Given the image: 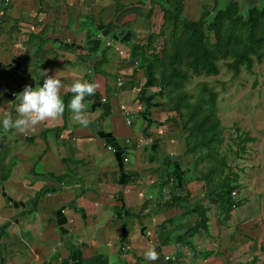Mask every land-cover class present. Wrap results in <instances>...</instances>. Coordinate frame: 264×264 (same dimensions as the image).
Returning <instances> with one entry per match:
<instances>
[{
    "label": "crops",
    "instance_id": "obj_1",
    "mask_svg": "<svg viewBox=\"0 0 264 264\" xmlns=\"http://www.w3.org/2000/svg\"><path fill=\"white\" fill-rule=\"evenodd\" d=\"M28 1L32 2L31 0H25V3ZM16 2L18 4L21 3L20 0ZM35 2L38 4V11L36 10L37 13L34 14L33 18L36 19L35 21L37 22V25L40 22L45 25H54L53 23L57 19H59L61 23L59 34H49L48 42L45 44L42 51V56L40 55V60L45 61L47 64L45 65V68L37 70L38 86L35 88L34 92L39 93L41 98L50 100L51 104L53 101L56 102V100L63 99L68 93H72L73 96H71L70 102L66 107V114L69 116L67 121L70 120L75 126L83 121H91L101 114V112L98 111L99 114L97 116L91 118L90 115L89 118H83V110H85L86 105L88 107L90 104L91 106L94 104L93 101L95 100V97L93 93H86L87 95H80V93L90 89L92 83L94 91L101 95V102H103L104 99L107 101V98H109L107 87L110 86L112 88V93L110 94V99L108 101L112 103L113 116L108 120H110L112 125L111 129L105 130L104 124L103 130L113 133V136L117 139L119 144L127 150V146L130 145V143L128 139H123L125 138V135L120 132L118 119L114 116L115 105L119 107L122 116H124V112L121 110V105H126L125 101L129 100V97L130 100L133 101V94L139 96L141 89L147 81L146 74L143 70H140L139 61L133 60V64L130 63L131 60L129 62L125 60L124 62L119 63L117 70H110L105 67V73H103L106 75V78H103L101 75V77L99 76L98 81L91 80V82L89 81V68L92 67L91 61L95 60V58L98 60V56L94 55L97 52H93L94 54H87L86 48H84L85 44L82 42L86 41L85 38L87 36L86 32L81 29L83 28V25H85L84 20H87V18L98 20L101 15L104 22H109L116 8L114 2L111 0H97L91 3L81 2V6H84L85 9L87 8L86 11L81 9V14L76 13L72 7L73 4H78V0H35ZM103 8H106V10L100 14ZM139 9L143 8L132 6L128 9H124L123 15L118 22L126 17V20L130 21L131 26L133 21H138L140 19L136 15L137 12L142 11ZM105 13L108 14V18ZM147 15L151 19L153 14L149 13ZM17 16L18 15L15 14V17ZM25 16L28 15L24 14L21 19H25ZM42 29L43 27L38 30L33 29V31L34 33H39ZM22 31L29 32L25 29H22ZM137 33L139 34V32ZM26 39L27 36L22 42ZM53 40H60V42L53 44ZM126 44L128 45V43ZM6 46L9 49L11 48L9 45H5V47ZM112 47H115L114 52L115 50L119 51L120 54H123V57H126L127 60H129L130 48L128 46L120 47L119 45H113ZM52 54H54L55 57H52ZM78 56H84L83 61L77 60ZM31 60H34V58H30V62H28L27 67L25 68L28 70L31 69L29 71H32ZM111 73L116 74L114 82L109 81L108 74L110 75ZM27 79L29 81L32 80L33 75H28ZM119 80L123 81L122 86H119ZM125 86L128 87L125 90H122ZM151 90L150 93L155 92L156 87ZM92 94L93 97L91 96V99L88 98L89 95ZM83 96H87L85 107H81L83 100H80V98ZM159 102V107L151 109L148 116L144 115L147 124L150 126H157V128H155L157 130H159V127L160 130L166 131L169 129L178 130L176 124L177 118H175L174 112L170 111L171 106L167 99H160ZM161 104L162 107H160ZM144 107H139V110L135 109V112L140 113L144 111ZM27 109L28 111L26 112V115H28L25 118L26 123L24 130L27 132L29 131V133L36 134L41 128L53 131L54 128L64 124L62 116L53 114L48 106H42L39 110L35 111L34 103L29 102ZM58 109L60 110V108ZM128 115L130 114L125 116ZM174 118L175 120H173ZM150 120H152V122H150ZM163 121L165 122L164 125L162 124ZM126 125L132 126V123L128 125L126 121ZM106 127L108 128V125H106ZM88 129L89 128L75 127L74 140L71 141L66 138L67 132H63L56 140L48 135L46 141H42L41 139L38 140L39 147L37 150L38 154H40V160L43 163V173L47 175V178H44L45 180L37 185L38 187L39 185L54 183L51 176H54L61 181L65 177L70 176L76 181L75 187L64 189L59 193L52 192L50 195L43 198V202H45L47 206L49 205L48 215H50L52 209L61 206L68 201H72L70 204L73 203V206L75 205L77 208L84 210L85 213L82 214L75 208H68L64 214L68 217V223L65 228L69 230V233H79L81 230H84L86 233L83 234L84 236L80 237V239L77 238V241L81 240L88 246L91 245L98 249L96 251L97 253L94 254V252L85 248L83 250L85 257H94L96 261L95 264H120L121 261L119 255L116 253V244L121 233L124 234V229H127L130 243L132 244V247L136 249L135 257L132 255H126L129 264H166V262H163L162 256L165 255V259L168 258V261L175 257L177 253L176 244L179 242L174 243L173 239L179 237L186 238L182 235L189 230L192 232V229L189 228L195 226L199 216V212L194 210V206L203 205L209 207L207 216L209 219V230H212L211 239L204 229L201 227L197 228L195 240L197 243H195L196 249L195 246H193L194 249L192 251L186 246V244L181 243L183 258H181L180 263H177L176 261L173 262V264H184L183 262H185V264H212L213 261L218 264H227L229 259L231 260L230 264L238 263L237 258H233V255L241 257L239 247H237V244L235 243V236H233V227L237 224L236 227L240 230L250 228H248V224L242 220H234V218L237 217L233 214L235 209L228 215L221 214L219 207L214 204L208 196H206V186L204 181H193L185 188L184 195L187 196V202L183 204V206L164 211L163 213L151 214L157 209V207L161 206L157 204L156 200L158 197L157 195L155 197L156 192L154 194L152 192L151 194V188L158 183L161 184L158 180L161 176L157 173L159 170H164L165 165L161 159L166 163V159L169 156L184 154L183 148L181 150L182 142L177 140L178 138H173L172 148L169 147L170 145L167 146L169 144L167 140L163 143L161 140L159 144L163 145L162 147L159 145L161 149L159 151L160 153H158L161 162L159 161L160 164H150L148 157L150 155V145L152 149V142L146 137L150 144L137 146L138 160L136 164H132L133 167L127 169L126 164L130 161H124L126 173L128 175L130 173L138 174L139 179L136 180L135 177H132L131 182L127 185L125 184L124 195L120 196L118 189L120 179L118 181L117 176L120 174L121 178V172L118 167V162L116 158L115 161H108L103 156V153L106 152V150L110 152V150L113 149L106 144L104 139L98 137L97 133L94 131L89 132ZM146 132L150 133L149 131ZM120 137L123 138L121 139ZM57 148L59 151H57ZM21 149L25 153V156L23 157L25 159L27 158L25 160L27 162L23 163L25 167L24 171L28 173L31 163L35 161V159L31 158L34 145L24 144ZM178 150H181V152L176 154V151L178 152ZM69 158L73 161L67 163V161L70 160ZM162 191L165 193L163 199L167 200L171 197V192L168 187L165 189L163 188ZM120 205H122L126 211L128 210L131 213V216L124 219L121 218L123 221L116 218V208H119ZM257 209L259 208L257 207ZM40 211L41 209L39 212ZM257 211L260 213V215H258V224H260L261 228H251L249 231L253 237L259 239L258 237H260L261 231L264 228L263 223L260 222V218L264 216V213L262 212V209ZM135 215L139 216L137 217ZM169 220H171V222L177 220L179 224L171 225L170 222H168ZM38 221L40 222L38 214H34L31 216L29 223L24 226L29 231L26 234L25 242L28 246L24 245L26 250L22 249V245L17 242L11 244L13 250L11 264H24L25 256H22L24 253H27L26 258H31L28 260V264H43V261H45L48 255L51 254V248L58 242L59 233L53 229L52 225L44 222L39 223ZM121 222L122 225L124 223L128 224V227L123 228L121 225V228H118L117 223ZM217 236H219L218 250L215 248L210 250V247L212 246L211 243L213 242L212 238ZM112 239L114 240L113 242L111 241ZM260 244L261 243L259 242V247ZM28 247H30V249ZM245 249H248L247 246ZM30 250H32V252ZM222 250H224L225 253H222ZM258 250L259 249H257V254L261 255ZM159 252H162V256L156 254ZM170 252L172 254L168 255ZM210 253L213 255L209 257ZM31 254L34 257H32ZM185 254L187 258L184 257ZM68 255L69 252L63 248L62 259H66ZM188 256H193L194 261L191 262V257L188 258ZM132 258H134V260Z\"/></svg>",
    "mask_w": 264,
    "mask_h": 264
},
{
    "label": "trees",
    "instance_id": "obj_2",
    "mask_svg": "<svg viewBox=\"0 0 264 264\" xmlns=\"http://www.w3.org/2000/svg\"><path fill=\"white\" fill-rule=\"evenodd\" d=\"M7 1L10 0H3L0 10H7ZM185 2L186 0L152 2L153 8L156 3L160 7L163 24L159 32L147 37V42L143 43L142 47L153 61L152 87L163 90L161 97L167 99L171 106L170 111L179 117L185 135V153L182 159L187 156L193 158V167L181 170L184 173V176H181V187L178 186L174 173L168 174L166 179L165 176L159 177L160 185L164 189L166 187L170 189L171 197L152 213L158 214L183 206L187 202V196L184 195L185 187L193 181H204L206 196L219 207L221 214L228 215L234 206L237 208L241 205V201L233 197V192L237 189V180L232 178L235 159L230 161L227 155L220 153L224 138L222 122L218 116L219 92L208 83H200L196 93L191 94L187 90V85L193 75H218L220 63H224L233 73V79L240 77L243 70L251 73L255 65L264 63V8L256 7L244 14L240 2L233 1L224 9H218L216 0L212 7H204L199 20L193 21L184 17ZM214 12H217V16L213 23H209L206 18ZM1 23H14L17 28L20 21L3 13ZM58 26L57 21L53 26L45 25L40 33H31L24 41L26 56L37 55L48 42L49 34L57 33ZM4 34V29L0 27V40ZM157 44L160 45V49ZM107 50L96 65L97 71L106 62ZM77 59L83 61L84 56H78ZM107 92L108 101L112 93L110 86L107 87ZM86 93H93L98 101L101 100V95L94 91L92 83L91 88L80 95ZM71 96L73 94L68 93L63 99L56 100L52 108L54 110L61 108L60 111L66 114ZM138 98L140 99V94ZM147 113L143 115L148 116ZM125 158L126 156H123V161ZM172 159L182 164L181 157ZM148 161L150 164L160 161L157 151L149 155ZM207 164L209 166L206 169L199 168L200 165ZM164 165L166 170L170 167L175 169L171 163ZM188 174V181H185ZM132 177L139 179L138 174L130 173L126 185L131 182ZM178 189L181 192L176 195ZM195 210L199 212V216L188 237L196 234L195 230L199 227L209 232L207 216L209 207L196 205ZM186 239L187 237H179L175 242L186 243ZM180 259L181 257L176 261L180 263ZM65 264H68V261Z\"/></svg>",
    "mask_w": 264,
    "mask_h": 264
},
{
    "label": "rangeland",
    "instance_id": "obj_3",
    "mask_svg": "<svg viewBox=\"0 0 264 264\" xmlns=\"http://www.w3.org/2000/svg\"><path fill=\"white\" fill-rule=\"evenodd\" d=\"M18 1V0H16ZM15 0H10V4L7 7V10L1 9L0 10V27L4 29L5 34L2 36V40L0 41V48H4L5 45L11 46L13 49V52L8 53V57H3L2 55H5L4 50L1 53V58L0 56V72L4 75L11 74L14 75V77L17 79V81H20L22 84V80H19L17 72L14 70V68H10L6 63L9 62L11 59L12 55L15 57L16 60L20 61L22 60L23 56L22 54L24 53V49L22 46V40L28 38V33L33 31V29L38 30L41 29L42 27L45 26L44 23H39L38 25L36 24L37 22L35 21L36 19L33 18L34 14L37 13V8L38 4L35 2V0H31L32 2L28 1L25 3V0H20L21 3H17ZM89 3L92 2V0H87ZM97 1V0H94ZM112 1V0H111ZM129 0H126V3ZM235 1V0H234ZM232 0H217L218 4V9H223L225 8ZM121 4V3H120ZM125 4V3H124ZM123 4V5H124ZM214 4H216V0H186L185 2V11H184V17L189 19V20H199L202 17L203 9L205 6H210L212 7ZM117 6V5H116ZM75 11L76 13L81 14V9L84 8V6H77L75 5ZM16 8V9H15ZM116 7V11H117ZM37 10V11H36ZM85 11L87 10L84 9ZM106 8H103L101 11V14L105 12ZM142 10V11H139ZM137 12L138 18H140L138 21H133L131 23V26L135 31L139 32L141 42L146 44L147 42V37L154 33V32H159L161 25L163 24L162 21V11L160 8H157V12L153 13L152 18L150 19L148 14V9H139ZM244 10V9H243ZM242 12L245 14V10ZM115 11V13H116ZM3 13H6V15H13L17 14L19 18H15L20 21V24H18V28L20 29H14V32H11V26L8 23H1V19L3 16ZM25 16V19H21L23 16ZM131 18V17H130ZM58 21V20H56ZM85 25L89 23V20H84ZM56 22L53 24L55 25ZM135 24V27H134ZM50 26H53L52 24H49ZM98 24L96 25H91L89 24L85 28V32L88 33L90 32L92 35V40H95L96 36L97 38L101 37V40L105 42V38L102 37L101 32L98 30ZM39 26V27H38ZM16 28V27H15ZM56 28V27H55ZM22 29L28 30L29 32H23ZM84 29V27H83ZM10 32V33H9ZM34 33V31H33ZM58 34V27H57V33L54 35ZM89 36V34H88ZM12 38V40H11ZM10 40V41H9ZM14 40V43L12 41ZM88 40V39H87ZM98 40V39H97ZM84 44H86V49L87 48H92V50H96L99 48L98 51H95L94 55L98 56L95 58V60H92V67L89 68V76H90V81L95 80L98 81L99 76H103V78H106V75L104 74V68L106 67L107 69L109 68L110 70H117L118 65L120 62L130 61V63L134 64V61L130 58L127 60L126 57H123V54H120L119 51L114 52L113 47L110 49H106L104 43L101 44L100 46H94L92 43L88 41H82ZM162 42V41H159ZM81 43V41H80ZM128 46V45H126ZM158 49H160V45H158ZM129 47V46H128ZM87 49V54L89 51L92 50ZM1 50V49H0ZM107 50L105 54V64L99 68V70H96V65L101 61L102 55L104 54V51ZM39 54L42 56V52L39 51ZM52 57H55L54 54H52ZM95 57V56H94ZM115 57V58H114ZM50 59V58H49ZM92 59V58H91ZM52 60V58H51ZM78 60V59H77ZM34 61V64H33ZM140 65L142 64L139 62ZM31 68L32 70H36V65H37V59L31 60ZM41 67L45 68V65L47 64L45 61L40 60ZM31 70V69H29ZM104 72V73H103ZM0 74V83L2 87H6L7 83L10 81L12 83V80H9V76H3ZM104 74V75H103ZM28 75H33L34 78L37 80V72L31 73L30 71L28 72ZM23 76V75H22ZM109 76V81H115V76L116 74H108ZM25 77V76H23ZM92 82V81H91ZM200 83H208L212 88L217 90L219 92V101H218V116L222 122V127H223V138L224 142L222 144V147L220 149L221 155L228 156L229 160L232 161L235 159L233 162V179L237 180V196L236 200L241 201V205L233 211L234 216H237L234 218L235 219H240L243 222L248 224V228H261L260 224H258V215L260 213L257 210H261L264 213V63L261 65H255L253 72L248 73L247 71L243 70L241 73L240 77L237 79H233V73L230 72L227 67L225 66L224 63H220V72L216 76H191L190 82L187 85V90L191 94H195L197 90V86ZM128 86H125L122 88V90H125ZM159 88H156V91H159ZM152 91V90H151ZM11 92L12 88H11ZM162 95V94H161ZM159 95V100L164 99ZM133 101L126 100V105L130 109V115L128 116H122L121 111L119 110V107L115 105V110H114V116L118 119V125L120 127V132L125 135V138L120 137L121 139L123 138L124 140L128 139L130 145H128V149L125 151V154L123 156H128L129 161L126 164V168H132V164H136L138 157H137V146L142 145V144H150L148 142V139L146 138V131H148L152 134L157 135L159 138H161L162 143L167 140L170 148L173 147L172 145V140L173 138H178L180 142H182L181 150L183 148V152L185 153V140H184V133L182 131L181 123L179 120V117L176 116V113H174L176 120V124L178 126V130H173L169 129L168 131L166 130H160V127L158 128L159 130L155 129L157 126H150L147 124L143 112H135V109L139 110L138 108L141 106L144 107V103L142 102L141 99L138 98L135 94H133ZM0 99H3V102H7L8 100L3 98V94L0 93ZM54 102V101H53ZM54 104V103H53ZM2 108H6L7 104H4V106L0 105ZM49 107V106H48ZM162 107V104L161 106ZM145 108V107H144ZM61 109V108H60ZM97 110L94 113L91 114V118L94 116H97L99 114ZM4 112V111H3ZM0 111V121L3 120L4 115ZM90 114H85L84 112V117L83 118H89ZM67 120H68V115ZM81 118V119H83ZM80 120V119H79ZM130 121L132 123V126H127L126 121ZM70 122V120H69ZM35 123V122H34ZM156 123V122H154ZM105 130L106 129H111V122L110 120L106 119V123H104ZM162 124L164 125L165 122L163 121ZM108 125V128L106 127ZM87 129V128H86ZM89 132H93L92 129H88ZM163 131V132H162ZM172 137V139H171ZM141 141V142H140ZM140 143V144H139ZM161 143V144H162ZM160 145V144H159ZM163 145V144H162ZM162 145H160L162 147ZM159 146V147H160ZM157 151V157L158 153H160V149ZM10 148L8 146L5 147L3 150V158L10 152ZM98 150V149H97ZM150 154L152 151L151 145L149 147ZM181 150H178L177 153H180ZM104 157L108 161H115V156L113 150H106V152L103 153ZM184 154H177L174 156H180L181 157V167L186 169L189 166H192L193 158L191 156L184 157L182 159ZM171 156V159L172 157ZM170 157V156H169ZM168 157V158H169ZM168 158L166 160H168ZM168 160L169 163L172 161ZM165 160V161H166ZM161 161L164 163V161L161 159ZM159 164V162L157 161ZM40 166V165H39ZM209 164L207 165H200L199 168H207ZM170 167V166H168ZM169 169V170H168ZM167 170H159L157 171L158 175L163 177L165 176V179L167 178L168 174H173L174 170L173 167L168 168ZM38 171L42 172L43 168L40 167L38 168ZM37 171V172H38ZM169 172V173H168ZM189 174L185 176V181H188ZM117 179L119 181L120 179V174H118ZM159 180V179H158ZM141 181V180H140ZM144 181V179H143ZM160 182V180H159ZM177 183V180H176ZM187 187V186H186ZM185 187V188H186ZM163 188L162 186L158 183L156 186L151 188V194L155 193V197L157 195L158 199L157 204L162 205L165 201L163 199V196L165 193H163ZM47 203V202H46ZM49 206V205H48ZM47 206V207H48ZM259 209H257V207ZM76 208V207H75ZM70 209V208H69ZM75 210V209H74ZM78 210V209H77ZM116 218L124 219L126 218L127 214L125 209L123 208L122 205H120L119 208H116ZM163 213V212H159ZM121 215V217H120ZM117 219V220H118ZM116 220V221H117ZM119 220V221H120ZM260 222L263 223L264 226V216L260 218ZM123 221V220H121ZM168 223V222H167ZM171 225H177L179 222L177 220L170 222ZM118 228H121L122 222L117 223ZM123 227H128V224L124 223L122 225ZM237 224L233 227V236H235V243L237 244V247H239L240 251V256L238 257L236 255H233V258H237L238 263L237 264H264V228L261 231L259 239H256L253 237V235L250 233V229H244L240 230L237 227ZM43 229V228H40ZM192 229V228H189ZM197 232V230H195ZM86 232L84 230H81L79 233L76 232H71L68 234V242L70 241H75L77 242V238L80 239V237L84 236ZM91 233V232H90ZM208 236L212 235V230H209V232H206ZM235 233V235H234ZM90 238V235H89ZM219 236L212 238L213 242L211 243L212 246L210 247V250L215 248L218 250L219 247ZM89 240V239H88ZM196 234L191 235L187 237L186 239V246H188L189 249L193 251L195 246L196 249ZM112 242L114 241L113 239L111 240ZM176 239H173V242L175 243ZM257 241V242H255ZM88 242V241H87ZM259 242L260 247H259ZM190 243V245H189ZM196 243V244H195ZM247 246L248 249H245ZM255 247V255L251 257V252H252V247ZM257 246V247H256ZM257 249L258 252L261 255L257 254ZM91 252L97 253L96 251L98 249L91 247L89 249ZM160 251V250H158ZM222 253H225L224 250H222ZM158 256L162 254V252L156 253ZM172 253L170 252L168 255H171ZM207 254V253H205ZM213 255L210 253L209 257ZM162 256V255H161ZM185 258L186 254L184 255ZM191 256H188L190 258ZM163 262L166 264L168 263V258L165 259V255L162 256ZM183 258V257H181ZM231 258V257H230ZM181 260V259H180ZM191 262L194 261V257L192 256L190 258ZM230 259L227 262V264H230ZM234 261V260H233ZM185 264V262H183ZM215 262L213 261L212 264ZM236 263V262H234ZM54 264H61L60 260L57 259ZM218 264V263H215Z\"/></svg>",
    "mask_w": 264,
    "mask_h": 264
},
{
    "label": "flooded vegetation",
    "instance_id": "obj_4",
    "mask_svg": "<svg viewBox=\"0 0 264 264\" xmlns=\"http://www.w3.org/2000/svg\"><path fill=\"white\" fill-rule=\"evenodd\" d=\"M93 1L94 0H92V2ZM112 1L114 2L115 6L117 5L116 7H118V8H117V11L115 8L114 14L110 18L111 20L109 22H104L101 15L99 16L98 20H95L94 18H92V19L87 18L89 20V23L83 26L84 29L89 24H91V25L98 24L97 25L98 27L100 25H103L105 27V29L109 30L111 33H114V34L118 33L119 31H122L124 29H132V27L130 26V21L126 20V17H124L123 19H121L120 22H118V20L123 15V10L128 9L132 6L133 7L136 6L139 8H145L147 6V0H129L127 3H126V0H112ZM81 2L89 3L87 0H78L77 6L78 5L80 6ZM151 2H155V0H151ZM9 4H10V2L6 3L7 7L9 6ZM75 5L76 4L72 5L73 9H75V7H74ZM158 7L159 6L156 3L153 10L150 13L151 14L156 13ZM82 9H85V8H82ZM115 11H116V13H115ZM80 12H82V11H80ZM130 15H132V14H130ZM10 17L16 18L15 16H12V15ZM106 17L107 18L109 17L108 14H106ZM57 20L59 22V26H58V34H59L61 22L59 19H57ZM55 22H57V21H55ZM9 25H11V29H12L11 32H14V29H20L18 27L15 28L14 23H11ZM118 27H120V29ZM82 31L85 32L86 30H82ZM100 32H102V31H100ZM31 33H33V32H29L28 36ZM86 34H87V36L85 39H86V41H88L87 39H88V34H89V37H90L89 42H90L93 39L92 35L90 32H88ZM139 36H140V34H139ZM97 39L100 40L102 42V44L104 43L105 47L107 46L106 49H110L113 45H119L120 47L127 45V44L123 45V44L113 40V38L108 41L107 45H106V41H107L106 38L104 40L105 42H103V40H101V37L97 38V36H96L95 40H97ZM1 40H2V38H1ZM11 40H12V38H11ZM53 42H54L53 44H57L60 42V40H57V41L53 40ZM12 43H14V40L12 41ZM141 43L143 44V42H141ZM22 46L24 49L23 50L24 53L22 54L23 59L18 61L12 55L9 62L6 63V65H8L10 68H14V70L19 75L18 76L19 80H22V84L20 83V81H17V79L14 77V75H11V74L4 75L0 72V74H2L3 76H9V80H12V83L9 81L7 83L6 87L0 88V93L3 94V98L8 100L7 102L4 103L3 99H0V105L4 106V104H7L6 108L0 107V111H2V112L4 111L2 113V115H4V118L2 121H0V147L2 146V148H0V264H11L12 256H13V250H12V246H11L12 243L17 242L20 245H22V249L26 250L24 245H27V244H25L26 234L29 231L24 226L27 223H29L31 216L34 214H36V215L38 214V216L40 218V222L38 221L39 223L44 222L46 224L52 225L53 229L57 233H59L57 244L51 248L52 252L50 255H48L46 260L43 261V264H53L57 259L60 260L61 264H65L66 261H68V264H77L78 259L76 262L72 261V255L74 253V250H71L70 247L73 244L81 245V248H80L81 264H95L96 261H95L94 257H92V256L85 257L84 253H83V250L85 248H87L89 250L92 247L91 245L88 246L85 242H83L81 240H78L77 242H75V241L68 242L67 236L70 233L63 235L59 231V226H58V219L59 218L57 217L58 210L64 209V213H65L66 209L76 207L75 209H78V211L82 214L85 213L84 210H82L81 208H77V206H75V205L73 206V203L70 204V202H72V201H68L67 203H65L63 205L52 209L50 215H48L47 213H48L49 208L47 207V204H45V202H43V198L47 195H50L52 192L53 193H59V192L63 191L64 189L75 187L76 181L70 176L65 177L64 179H62V181L57 179L54 176H51V179H53L54 183L48 184V185H46V184L39 185V187L37 186L38 184H40L42 181L45 180L44 178H47V175L45 173H43V171L42 172L38 171V168L42 167V164H43L40 160V154H38V152H37L38 147H39L38 140L41 139L42 141H46L48 135H50L53 139L56 140L58 137L61 136V134L63 132H67L66 138H68L69 141L74 140L75 127H74L73 123L67 121V116H65L67 114H63L59 109L54 110L52 108L53 103L55 104V102H52L51 106H49V108L51 109V112L53 114H56V115H61L63 120H64V124L62 126H58V127L54 128L53 131H50L49 129H46V128H41V130H38L36 134L31 133V132L29 133V131L27 132L24 130L25 123H26L25 118L28 115V114L26 115V112L28 111V109H27L28 103L29 102L34 103V110L35 111L39 110L42 106H48V105L45 104L47 100L41 98L40 97L41 95H39V93L34 92L35 88L38 86L37 85L38 84V77L36 80L33 76V79L29 81L27 79L29 70L25 69L27 67L28 62H30V58L37 59L36 70L30 71L31 73H35L40 68H43V67H41V64H40V54L38 53L37 55H31V56L27 57L26 56V50L24 48V41L22 42ZM128 46H129V48H131V43H128ZM85 47H86V44H85L84 48ZM0 49H1L0 50V56H1L2 51L4 50L5 55H2V56L5 58L8 57L9 52L13 51L12 48L9 49L7 46L6 47L4 46V48H0ZM43 49H44V47L42 48V50L40 52H42ZM87 49L89 50L90 48H87ZM87 49H86V51H87ZM113 49H115V47H113ZM89 54H94V53L92 51H89ZM2 56H1V58H3ZM99 57L101 58V56H99ZM33 64H34V61H33ZM22 75L25 77H23ZM11 88H12L13 92H11ZM155 92H158V91H155ZM155 92H153V93H155ZM84 95H87V94H84ZM39 98H41V100L44 102V104L42 106H38L37 102L35 100H33V99H39ZM93 102H94V104L100 103L101 100L98 101L95 98V100ZM157 102L160 103L159 97L157 99ZM38 107H40V108H38ZM153 108H155V107H152L151 109H153ZM151 109L147 110L148 113L147 112L146 113L149 114ZM145 110H146V105H145L144 111H142V112L145 113ZM84 111L86 112L85 114H87V113L90 114L91 113V104L88 107L86 105ZM68 118H69V116H68ZM103 126L100 127V130H103ZM28 138H30V139L33 138V140H30ZM24 144L34 145V150L31 153L32 154L31 158L35 159V161L31 163L28 173L24 171L25 167L23 164L24 162H27V161H25L27 158L25 159L23 157V156H25V153L21 149V147H23ZM6 146H8L11 150L3 158V152H4L3 150L5 149ZM58 148H59V146H58ZM58 148H57V151H59ZM157 151H158V149H157ZM154 153H155V151L151 152V154H154ZM124 154H125V152H124ZM176 157H180V156H174V158H176ZM158 158H159V156H158ZM170 158H171V156H170ZM170 158H168V160H170ZM69 159L70 160H68L67 163L73 161L71 158H69ZM168 160L166 161V163H163V164H169ZM171 161H172L171 164L174 165L175 159H172ZM179 165L181 166V164H179ZM182 169H184V168L181 167V170ZM181 170H180V172L182 173V177H183L184 173ZM47 189L50 190V193L44 195L43 193ZM184 194H185V191H184ZM33 199H35V200H33ZM27 202H29V203H27ZM15 203H18V204L19 203H27V204L25 206L16 207ZM44 204H45V206H44ZM40 209H41V211L39 212ZM194 210H195V206H194ZM126 213H127L126 217L131 216L130 211L127 210ZM151 214H153V213H151ZM64 215L66 216V214H64ZM135 216L138 217L139 215H135ZM66 218L68 221L67 216H66ZM123 228H127V227H123ZM65 229H67V228H65ZM122 232H123V229H122ZM125 232L127 234V238H126L125 242L123 243L124 244L123 249L121 250V244H122L121 238L123 236V233H121V235L118 239V242L116 244V247H117L116 253L119 255V258L121 261L120 264H129L126 255H132L133 257L136 256V251H135L136 249H134L132 247V244L130 243V237H129L128 230L126 229ZM183 244H185V243H183ZM28 248L30 249V247H28ZM63 248H65L69 252V255L66 259H62L63 258L62 257V249ZM30 251L32 252V250H30ZM76 251H78V250H76ZM26 254L25 253L22 254V256H25L24 264H28V260L31 259L30 257L26 258ZM32 257H34V256L32 255ZM76 257H78V253H77ZM52 258H54V260ZM132 259L134 260V258H132ZM33 260H35V259H33Z\"/></svg>",
    "mask_w": 264,
    "mask_h": 264
},
{
    "label": "water",
    "instance_id": "obj_5",
    "mask_svg": "<svg viewBox=\"0 0 264 264\" xmlns=\"http://www.w3.org/2000/svg\"><path fill=\"white\" fill-rule=\"evenodd\" d=\"M233 1L234 0H232V2ZM235 1L240 2L242 10L244 9L245 13L248 10L254 9L256 7L264 8V0H235ZM0 5L1 6L3 5V0L0 1ZM143 9H148V11H147L148 14L153 10L151 0H147V6ZM216 16H217V12H214L213 14L209 15L206 18V21H208L209 23H213ZM118 28L120 29V27H118ZM98 30L102 31L101 32L102 37L107 39L106 45H107L108 41L111 40L112 38H113V40H115V41H117L123 45L126 43H131L130 57L132 60H137V61L142 63L140 65V70H143L146 74V77H147V81H146L145 85L143 86V88L141 89V92H140V99L146 105L145 113L148 112L147 110L151 109L152 107H158L159 103L157 102V99H158L159 95H161L163 93V90L161 89L158 92L150 93V90L153 88L152 87L153 61H152V58L146 52H144L142 50L143 46H142L141 38H140L139 34L134 29H124V30L119 31L118 33L114 34V33H111L109 30L105 29V27L103 25H100L98 27ZM89 39H90V37L88 36V40ZM90 43H92L94 46H97V45L100 46L102 44V42L100 40H91ZM98 49L99 48H97L96 50H92V48H91L90 50H92V52H95ZM91 96L93 97V94L89 95L88 98L91 99L92 98ZM86 97L87 96H83L80 98V100H83L81 107H85L86 102H87ZM33 100H35L37 102L38 106H42L44 104V102L41 99L40 100L39 99H33ZM45 104L48 106H51V101L47 100ZM97 110H99L101 112V114L98 117H95L91 121H83V122L75 125L74 127L92 129L95 133H97L98 137H100L101 139H104L106 144L109 145L110 148L114 150V156L118 162V167H119V170L121 172V178H120L119 185H118L119 195L123 196L124 190H125L126 180L129 177V175L125 171V165L123 162V155L125 152V147H123L122 145L119 144L117 139L113 136V133L106 132L104 130H100V127L104 125V122L106 121V119H109L113 116L112 103L110 101H105V102L93 104L91 106V113H94ZM150 122H152V120H150ZM147 131H148V129H147ZM146 137L148 139H150L152 142V150L157 151V149L159 148V143L161 142V139L157 135L152 134V133H148V132L146 133ZM28 139H30V138H28ZM30 140H33V138H31ZM0 148H2V146ZM174 167H175L174 175L176 176V179L178 180V186L181 187L182 186V178H181L182 173L178 174V172H180V170H181V166L177 163L176 160L174 162ZM180 192H181V190L178 189V191L176 192V195H179ZM48 193H50V190L47 189L43 194L46 195ZM33 200H35V199H33ZM27 203H29V202H27ZM27 203H19V204L15 203V205H16V207L25 206ZM57 217L59 218L58 219L59 231L63 235L68 234L69 230L65 229V226L67 225L68 221H67L66 216L64 215V209L58 210ZM120 217H121V215H120ZM125 231H126V229H124V234L121 238V243H122L121 244V250L123 249V247H124L123 243L125 242V240L127 238V234ZM190 232H191V230L185 232L182 236L187 237ZM80 248H81V245H76V244H73L70 247L71 250H74V253L72 255V261L76 262L78 259L77 264H81ZM251 249H252V252H251L252 256L251 257H253L255 255V252H254L255 247L253 246ZM76 250H78V251H76ZM176 250H177V253H176L175 257L173 259H170L167 264H173V262H176V260L179 257L183 256L181 243L176 244ZM77 253H78V257H76ZM52 259L54 260V258H52Z\"/></svg>",
    "mask_w": 264,
    "mask_h": 264
},
{
    "label": "built area",
    "instance_id": "obj_6",
    "mask_svg": "<svg viewBox=\"0 0 264 264\" xmlns=\"http://www.w3.org/2000/svg\"><path fill=\"white\" fill-rule=\"evenodd\" d=\"M7 3H9V1H7ZM122 82H123L122 80H119V86H122V84H123ZM105 101H106V99L103 100V102H105ZM121 110H122V112H124L123 113L124 115L130 114V110L128 109V107L126 105H121ZM127 124L130 125V121L129 120L127 121ZM128 160H129V158L126 157L124 161H128ZM237 195L238 194H237L236 191L233 192V197L234 198H236ZM235 208L236 207L234 206L233 209H235Z\"/></svg>",
    "mask_w": 264,
    "mask_h": 264
}]
</instances>
